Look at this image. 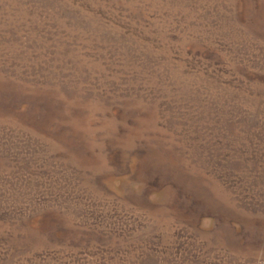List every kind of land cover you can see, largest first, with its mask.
Segmentation results:
<instances>
[{"label": "rangeland", "instance_id": "374dc122", "mask_svg": "<svg viewBox=\"0 0 264 264\" xmlns=\"http://www.w3.org/2000/svg\"><path fill=\"white\" fill-rule=\"evenodd\" d=\"M0 264H264V0H0Z\"/></svg>", "mask_w": 264, "mask_h": 264}]
</instances>
